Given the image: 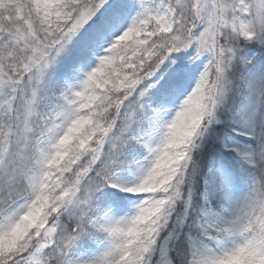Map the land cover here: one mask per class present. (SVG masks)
<instances>
[{
	"label": "snow or ice",
	"instance_id": "snow-or-ice-1",
	"mask_svg": "<svg viewBox=\"0 0 264 264\" xmlns=\"http://www.w3.org/2000/svg\"><path fill=\"white\" fill-rule=\"evenodd\" d=\"M0 264H264V0H0Z\"/></svg>",
	"mask_w": 264,
	"mask_h": 264
}]
</instances>
